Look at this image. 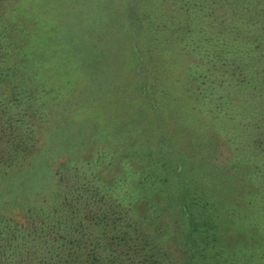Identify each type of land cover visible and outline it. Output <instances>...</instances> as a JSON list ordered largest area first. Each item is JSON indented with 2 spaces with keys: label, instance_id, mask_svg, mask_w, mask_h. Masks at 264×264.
Here are the masks:
<instances>
[{
  "label": "trees",
  "instance_id": "1",
  "mask_svg": "<svg viewBox=\"0 0 264 264\" xmlns=\"http://www.w3.org/2000/svg\"><path fill=\"white\" fill-rule=\"evenodd\" d=\"M81 1L0 0V264H172L155 229L120 198L119 180L104 175L118 154L120 165L133 169L125 164L124 149L114 146L109 153L103 142L89 141L83 155L48 154L40 137L51 115L46 107L53 104V90L42 77L45 55L55 54L61 25L81 14ZM96 1L84 6L95 10ZM112 1L128 7L135 0ZM137 1L126 41L141 59L129 69L128 94L135 91L134 99L141 100L133 107L145 111L138 124L146 127L139 120L149 119L151 134L139 127L129 132L156 137L141 146L146 157L163 171L155 156L169 154L176 175L182 167L173 156L189 158V145L207 158L204 138L227 137L236 150L233 167H248L244 181L256 187L252 173L264 178V0ZM125 22L122 17L117 23ZM54 27L58 32L51 36ZM163 87L181 93L172 102L188 125L185 148L168 132L179 112L159 120L171 100L156 93ZM255 195L256 203L264 201V191ZM189 199L185 193L180 208L191 230ZM257 234L233 247L222 240L211 264H264V232Z\"/></svg>",
  "mask_w": 264,
  "mask_h": 264
},
{
  "label": "rangeland",
  "instance_id": "2",
  "mask_svg": "<svg viewBox=\"0 0 264 264\" xmlns=\"http://www.w3.org/2000/svg\"><path fill=\"white\" fill-rule=\"evenodd\" d=\"M92 1L95 0L81 1V8H84L81 14L74 13L76 18L65 19L67 21L61 25L57 47L52 49L55 54L45 55L42 77L53 90L50 94L53 104L46 107L51 115L43 124L40 137L44 138L49 148L48 154L57 151L83 155L89 141L103 142L109 153L116 152L114 146L124 149L125 164L134 166L133 169L128 171L121 166L123 163L120 165L119 158L123 156L118 154L115 166H109L108 174H104L116 183L119 180L120 198L130 201L138 219L155 229L157 239L164 243L172 264H183L185 261H189L188 264H211L214 248L222 240H227L229 247H233L240 241L249 242L250 235L259 236L257 233L264 232V201L256 203L254 200L260 189L264 191V178L253 172L256 187L245 183L244 175L251 171L248 167L237 170L233 167L236 150L223 136L218 141L204 138L207 158L195 155L189 145L184 150L189 158L183 160V153L181 158L173 156L175 160L180 159L178 163L182 170L178 175L174 173L176 165L169 154L156 155L155 160L164 165V170L157 168L161 171L160 174L157 172L155 165L146 157L148 151L141 147L150 143L151 139H157L145 135V132L151 134L149 119L139 120L141 125L146 126L140 127L138 119L145 115V111L133 107L134 103L141 101L134 99L135 91L128 94L131 90L129 69L139 63L141 57L138 50L128 46L130 41L126 39L128 31L132 32L128 28L130 22L138 16L135 3L140 2L135 0L130 3L132 12L131 7L112 0H97L94 6H99L97 9H86L84 4ZM142 3L145 6V2ZM143 9L147 10L146 7ZM127 10L132 14L127 15ZM152 11L149 9V12ZM122 17L126 22L118 24ZM69 20L75 22L72 27L68 26ZM48 32L53 36L58 31L54 27ZM159 48L164 47L161 44ZM150 58L154 59V56ZM136 74L133 81L138 77ZM156 93L171 99L165 104L169 108L161 109L163 116H159V120L160 117L163 120L164 117L169 118V112H179L173 121L169 118L168 132L173 142L185 148L189 141L185 128L188 125L184 121V111L174 108L176 99L172 102L173 96L181 93L170 87H163ZM239 99L237 97L235 102ZM138 127L145 132H129L131 128ZM130 137L136 139L129 140ZM119 166L124 169H119ZM148 171L156 172L149 176ZM152 177L155 178L153 185ZM172 178L175 182H171ZM185 193L190 198L189 215L195 220L191 230L190 219L180 208ZM194 201L201 203L194 205ZM152 220L154 223L150 226L149 221ZM239 223L245 225L240 228ZM249 224L252 229L246 227ZM192 250L194 253L190 256Z\"/></svg>",
  "mask_w": 264,
  "mask_h": 264
}]
</instances>
